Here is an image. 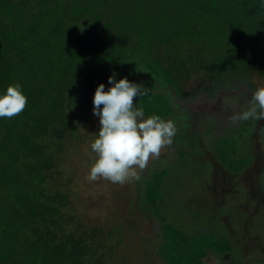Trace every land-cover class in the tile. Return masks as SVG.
<instances>
[{
  "label": "trees",
  "instance_id": "16d2710c",
  "mask_svg": "<svg viewBox=\"0 0 264 264\" xmlns=\"http://www.w3.org/2000/svg\"><path fill=\"white\" fill-rule=\"evenodd\" d=\"M140 61L183 95L192 82L193 95L206 97L226 76L264 74V7L259 0H0V90L19 82L27 96L20 114L0 119V264L129 262L117 227L79 222L80 210L61 183L62 141L81 132L76 112L93 97L102 68L130 71ZM142 87L147 94L133 101L148 115L169 112L152 83ZM190 151L181 149L147 181L145 194L159 212L165 185L176 192L182 175L191 190L203 187L181 163L188 157L194 175L205 170ZM163 221L167 264H202L204 245L222 249L218 241L184 240L179 227ZM208 230L204 237L221 238L229 248L227 238Z\"/></svg>",
  "mask_w": 264,
  "mask_h": 264
},
{
  "label": "rangeland",
  "instance_id": "374dc122",
  "mask_svg": "<svg viewBox=\"0 0 264 264\" xmlns=\"http://www.w3.org/2000/svg\"><path fill=\"white\" fill-rule=\"evenodd\" d=\"M260 72L257 70L251 78L249 75L226 76L214 95L205 97L203 92L193 95L195 82L186 87L184 95L179 93L150 73L143 61L130 71L111 64L102 68L98 83L103 82L106 89L107 78L113 73L116 79L127 77L142 85L152 83V91L165 97L170 107L161 118L174 121L177 131L172 143L162 148L158 157L149 158L144 169H137L138 179L123 184L104 178L89 182L86 176L95 159L90 144L96 138L99 118L89 110L93 107L89 99L93 97H85L87 101L76 112L81 132L62 141L66 162L62 165L65 176L61 183L70 192L73 205L80 210L79 222L98 223L96 226L111 232L117 227L125 240L117 244L127 256V264L168 263L163 245L166 241L163 220L166 218L167 223L180 228L184 240L202 242L199 240L203 239L214 246L218 241L222 248L219 250L217 246L208 247L203 243L194 245L198 248L204 245L200 255L202 264H264V118L253 119V122L231 119L249 107L255 89L264 85V74ZM143 112L149 116L144 109ZM185 147L192 148L191 158L196 166L202 169L206 165L205 170L194 175L195 171H190L192 168L188 165L187 159H190L181 160L187 164L189 180L196 176L203 187L194 186L191 190L182 175L176 192L169 193L170 187L165 185L159 212L145 194L147 181L152 180L166 163L175 162ZM241 167L242 171H235ZM175 170L176 165L171 168V175L174 176ZM250 190L252 194L246 195ZM237 207L236 216H229V211ZM221 222L225 223L224 227ZM206 229L227 238L229 248L223 249L221 238L204 237Z\"/></svg>",
  "mask_w": 264,
  "mask_h": 264
},
{
  "label": "clouds",
  "instance_id": "9594fccd",
  "mask_svg": "<svg viewBox=\"0 0 264 264\" xmlns=\"http://www.w3.org/2000/svg\"><path fill=\"white\" fill-rule=\"evenodd\" d=\"M264 7V0H259ZM108 87L100 82L94 90L92 113L99 118L96 138L90 149L95 154L86 179L98 178L123 184L138 179V171L146 167L149 158L160 155L161 149L172 143L177 129L174 121L153 113L145 116L134 97L147 94L142 84L127 77L116 79L115 73L107 78ZM27 103V96L19 82L10 83L0 90V119L20 114ZM74 106V105H73ZM264 118V85L258 86L246 110L231 117L233 121Z\"/></svg>",
  "mask_w": 264,
  "mask_h": 264
}]
</instances>
